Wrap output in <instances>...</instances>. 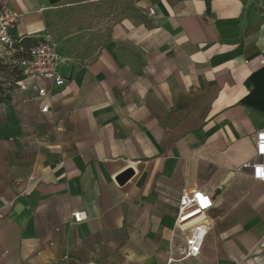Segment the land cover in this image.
Returning <instances> with one entry per match:
<instances>
[{
    "label": "crops",
    "instance_id": "crops-1",
    "mask_svg": "<svg viewBox=\"0 0 264 264\" xmlns=\"http://www.w3.org/2000/svg\"><path fill=\"white\" fill-rule=\"evenodd\" d=\"M3 1L39 39L69 0ZM121 3L103 48L62 53L65 85L0 102V264H185L187 189L215 201L198 258L264 264V182L241 169L264 129V0Z\"/></svg>",
    "mask_w": 264,
    "mask_h": 264
},
{
    "label": "built area",
    "instance_id": "built-area-1",
    "mask_svg": "<svg viewBox=\"0 0 264 264\" xmlns=\"http://www.w3.org/2000/svg\"><path fill=\"white\" fill-rule=\"evenodd\" d=\"M147 15L156 18L155 8L150 7ZM19 18L20 14L16 10L0 0V61L17 71L20 78L14 80L13 86L21 91L32 89L37 93V98H44L50 95L54 86L66 84L59 70L62 62L61 44L46 31L36 44L24 47L22 41L25 37L13 36ZM48 81L51 82L50 88L46 85ZM49 107V104L44 105L42 111L47 112ZM255 146L256 155L244 162L241 169L264 182V129L257 132ZM214 204L213 197L201 189H187L181 193L175 229L181 232L183 241L171 247L169 263L201 255L206 238L215 224V219L209 214ZM72 217L75 222H81L86 214L84 211H75ZM175 237L177 234L172 236V243ZM174 251L179 258L173 256Z\"/></svg>",
    "mask_w": 264,
    "mask_h": 264
},
{
    "label": "trees",
    "instance_id": "trees-1",
    "mask_svg": "<svg viewBox=\"0 0 264 264\" xmlns=\"http://www.w3.org/2000/svg\"><path fill=\"white\" fill-rule=\"evenodd\" d=\"M67 4L72 6L70 12L80 24L85 25L87 22L94 26V20L99 14H102L103 18H109V26L107 30L100 31L99 41H95L94 39L86 41L84 36H76L65 42L59 40L62 53L68 55L79 54L83 58L91 56L95 51L103 48L111 36L113 24L132 13L131 10L124 7L121 0H69ZM46 24H48L47 21ZM38 41L39 39L37 38H25L22 44L24 47H29ZM0 64L10 70L13 76L12 82L20 78L17 76V71L13 70L11 65L5 64L2 61H0ZM8 99L9 96L7 94L4 96L0 94V102L7 101Z\"/></svg>",
    "mask_w": 264,
    "mask_h": 264
},
{
    "label": "rangeland",
    "instance_id": "rangeland-1",
    "mask_svg": "<svg viewBox=\"0 0 264 264\" xmlns=\"http://www.w3.org/2000/svg\"><path fill=\"white\" fill-rule=\"evenodd\" d=\"M64 5L62 7L50 10L46 15V30L49 31L57 40L65 42L76 36H84L86 41L94 39L99 41L100 31L107 30L109 26V18H103L99 14L94 20V26L86 22L85 25L76 21L75 16L71 14L72 6ZM58 16V17H56ZM89 28V29H88ZM90 30V31H89ZM81 57V55H74ZM13 76L8 68L0 64V94L8 95L9 88L13 85ZM185 264H208L205 259L190 258L184 260Z\"/></svg>",
    "mask_w": 264,
    "mask_h": 264
},
{
    "label": "water",
    "instance_id": "water-1",
    "mask_svg": "<svg viewBox=\"0 0 264 264\" xmlns=\"http://www.w3.org/2000/svg\"><path fill=\"white\" fill-rule=\"evenodd\" d=\"M133 175H134V171L133 169L130 168L124 171L119 176H117L116 179L121 185H124Z\"/></svg>",
    "mask_w": 264,
    "mask_h": 264
}]
</instances>
